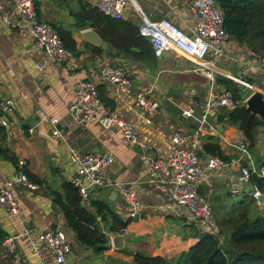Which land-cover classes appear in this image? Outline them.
Wrapping results in <instances>:
<instances>
[{"label":"crops","instance_id":"1","mask_svg":"<svg viewBox=\"0 0 264 264\" xmlns=\"http://www.w3.org/2000/svg\"><path fill=\"white\" fill-rule=\"evenodd\" d=\"M37 1L39 17L54 26L72 29L80 51L77 54L71 52L69 59L60 64L50 63L44 70H40L36 63L42 58L43 51L32 47L33 38L19 17L14 16L13 25H7L0 11V101L12 99L14 102L12 112L5 113L0 109L9 118L7 132L0 136V146H8L19 160L25 159L29 172L43 181L42 185L37 183L38 188L34 190L15 185L20 214L13 215L0 207V227L8 236L20 234L26 226L38 230L63 229L73 245L67 264H136L132 256L134 253L173 258L188 250L199 241V238L191 234L188 226L193 225L201 232L203 230L189 221L183 209L174 206L167 186L151 181L141 161L144 149L126 143L121 130L116 126L105 127L98 119L78 122L70 114L69 107L82 80L98 82L103 62L135 67L132 88L99 83L100 94L105 98L103 101L108 110L117 111L126 120L137 124L148 153L164 155L170 149L171 132L178 128L192 132L198 128L203 109L195 107L193 103L202 102L206 94L210 90L215 91L216 87L218 91L226 88L217 80L219 75L240 85L237 74L242 71V66L236 60L223 59L222 64L235 65L238 71L236 73L222 67L218 63L220 60L211 58L206 63L214 72V79H210L199 70L200 66L194 60L185 57L173 47L158 55L159 69L146 68L138 62L130 63L122 54L115 57L98 54L82 37V31L90 27L81 28L80 24H76L78 22L70 13L68 6H61L55 0ZM82 2L92 7L89 4L90 0ZM136 2L143 14L132 1L124 18L132 20L141 29L144 28L146 20L155 21L164 16L176 20L180 26L185 27L184 22L188 21L190 16L184 0H136ZM11 9V6L5 7V11ZM229 45L233 55L243 58L244 46L239 43L238 46ZM187 72L205 78L204 88L199 86V82L191 78L186 79L184 74ZM251 84L253 86L249 87V90H252L250 94H247L249 90L244 92L241 89L243 99L257 90L264 94L262 78L252 80ZM141 88H151L152 97L159 104V113L151 125L145 124L141 109L136 105V95ZM188 108L194 109L193 116L183 114ZM224 111H215L212 117L216 122L215 117L218 116L216 123L218 127L222 126L223 130L207 134L205 137L217 136L224 154L230 158L236 157L239 151L230 143L239 128L227 121L219 122V115ZM52 118L60 119L58 128L63 132L64 139L53 135ZM262 138L263 127L259 131L255 146L250 149L256 165H259L264 157ZM73 146L83 153L97 151L112 154L114 161L109 168L108 177L113 181L131 184L140 192L142 206L133 218L128 216L129 207L125 198L111 187L94 188L89 201L83 202L87 206L92 197L108 199L114 204L119 215L126 219L130 218L127 225L129 233L125 234L127 235L125 244L121 248H115L113 245L112 233H109L110 246L103 253L97 254L91 248L79 244L72 230L66 225L64 213L48 195L47 186L60 187L64 180L72 182L78 176L77 165L70 156V148ZM204 153V150L200 152V156L204 157ZM16 174L17 167L0 156V180L3 182L12 180ZM238 174L237 171L228 170L220 174H211L210 178L202 182L200 192L209 195L211 207L215 196L219 198V208L222 210L224 200H230L231 196L251 194L253 186L240 181ZM242 201L245 200L238 201L235 207ZM232 211V208L224 211L226 215L223 220L228 218ZM221 221L217 220L221 229L218 237L223 240L225 231L221 227ZM120 232L123 233L122 230ZM45 254L52 264H56L49 250H45ZM9 256L12 259H8ZM0 263L39 264L28 242L21 238L14 253L7 252L2 247Z\"/></svg>","mask_w":264,"mask_h":264},{"label":"built area","instance_id":"2","mask_svg":"<svg viewBox=\"0 0 264 264\" xmlns=\"http://www.w3.org/2000/svg\"><path fill=\"white\" fill-rule=\"evenodd\" d=\"M90 2V6L98 8L105 15L120 19L124 18L132 0H90ZM184 2L190 12L188 21L184 19L185 27L166 16L155 21H145L142 33L150 38L157 55H161L171 47L176 48L185 57L194 60L200 66L199 70L210 79H214V72L206 65L208 60L230 58L242 66L243 76L239 78V83L252 87V80L262 78L264 81V57L249 47L242 49L243 58L231 53L229 44L238 46L239 42L232 39L227 32L224 12L217 0H184ZM6 6H11V11H5ZM0 11L7 25H13L14 16L19 17L24 28L33 38L32 47L43 51L42 58L36 63L38 69L44 70L50 63L60 64L69 59L71 52L63 44L58 30L39 17L35 0H0ZM135 74L136 70L133 66L103 62L98 82L84 79L79 83L75 99L69 107L70 114L80 123L98 119L105 127H118L126 143L144 149L145 153L141 155V161L151 181L169 188L174 206L183 209L189 221L203 232L218 236L221 229L212 213L209 195L200 192L202 182L210 178L211 174L233 170L239 173L240 181L249 183L253 174L264 178V166L254 164L250 141L241 129L236 131L234 140L230 143L239 151L238 156L225 159L218 154L204 153V157H201L200 152L204 150L205 135L219 132L218 124L212 120L215 111H231L240 103L246 105L249 96L243 100H236L233 92L226 88L220 91L210 90L202 102L193 103L195 107L203 109L198 128L192 132L175 129L170 134V149L166 154L148 153L137 124L126 120L117 111L108 110L98 87L99 83H104L130 89L134 85ZM13 104L12 99L2 100L0 109L5 113L12 112ZM136 105L141 109L145 124H153L154 118L159 113V104L152 97L151 88H141L138 91ZM193 111V108H188L183 114L193 116ZM59 122V118L51 119L52 133L64 139L63 132L58 128ZM0 123L4 126L8 125V121L3 116L0 118ZM262 144L264 148V126ZM70 156L77 165L78 172L72 183L79 189L83 202L89 201L94 188L111 187L125 198L129 207L128 216L133 218L138 214L142 206L139 190L131 184L113 181L108 177L109 168L114 161L112 154L97 151L83 153L73 146L70 148ZM26 168L27 161L20 159L16 176L6 182L0 180V207L13 215L20 214L15 185L33 190L38 188V185L29 178ZM91 187L93 189L90 190ZM263 194L264 189L253 186L252 196L262 209L264 206L259 198ZM122 232L128 234V227H124ZM20 238L28 242L39 264H52L45 250L50 251L56 264H67L73 248L71 239L63 229L38 230L32 226H26L18 235L5 238L3 248L7 252L14 253Z\"/></svg>","mask_w":264,"mask_h":264},{"label":"trees","instance_id":"3","mask_svg":"<svg viewBox=\"0 0 264 264\" xmlns=\"http://www.w3.org/2000/svg\"><path fill=\"white\" fill-rule=\"evenodd\" d=\"M55 1L61 6H68L73 15L68 0ZM78 1L87 19L86 24L80 27L96 30L105 41L113 45L116 51L115 54H109L100 46L86 41L87 45L93 46L95 52L111 57L122 54L130 63L138 62L146 68L159 69V56L150 38L142 33L139 25L129 19L109 17L98 8L89 7L82 0ZM217 1L224 12L225 28L231 38L264 57V0ZM35 4L38 10L37 0ZM54 27L58 30L65 47L72 53H79L73 30L66 26ZM217 80L225 85L227 90L233 92L236 100L243 99L239 84L220 75ZM98 87L100 93L101 86ZM100 96L102 100L105 99L101 94ZM223 121L231 123L244 132L250 141L251 150L264 124L263 121L259 122L258 116L252 114L242 103L231 111L221 112L219 122ZM6 132L7 126L0 123V136ZM204 151L230 159L222 151L215 135L205 137ZM0 156L13 163L18 170L19 159L8 146H0ZM261 165L264 166V157L259 162V166ZM26 171L34 183L43 184V181L35 178L27 168ZM249 183L264 189V178L257 174L252 175ZM47 191L54 204L64 213L66 225L74 233L76 241L91 248L97 254L109 248V233L120 232L130 222V218L125 219L118 214L114 204L108 199L92 197L89 205H84L79 189L70 181L64 180L60 187L56 188L47 186ZM251 197L254 202H240L230 216L220 222L225 231L223 240L217 235L201 232L195 226L189 225V231L199 238V241L188 250L173 258L138 252L132 255L133 261L136 264H264V209L260 208L252 195ZM7 237L8 234L0 227V251Z\"/></svg>","mask_w":264,"mask_h":264},{"label":"water","instance_id":"4","mask_svg":"<svg viewBox=\"0 0 264 264\" xmlns=\"http://www.w3.org/2000/svg\"><path fill=\"white\" fill-rule=\"evenodd\" d=\"M70 3V6L73 10V15L76 18L77 22L84 26L87 22L85 13L83 12V10L80 7L79 1L78 0H68ZM134 1L135 5L137 6L138 10L141 12V14H143L142 10L140 9L139 5L137 4L136 0H132ZM82 37L84 40H86L87 42H90L93 45L96 46H100L102 49L106 50L109 54H115V48L113 47L112 44H109L107 41H105L100 35L99 33L92 29V28H87L85 30L82 31ZM237 76L239 78H241L243 76V72L240 71L238 72ZM240 89L244 90V92H247L249 90V86L244 84V83H240L239 85ZM246 106L247 109L252 113L258 116V121L264 122V94L263 92L257 90L254 91L248 98L246 101ZM0 114L4 117V119L6 121L9 122V118L7 115H4L2 111H0ZM215 121L218 122V116L215 117ZM219 130L222 131L223 127L219 126ZM93 189V187L90 188V190ZM259 200L261 201L262 205L264 206V194L260 196ZM125 234L121 233V232H115L113 237H112V241H113V245L115 246V248H121L123 247V245L125 244V239H126Z\"/></svg>","mask_w":264,"mask_h":264},{"label":"rangeland","instance_id":"5","mask_svg":"<svg viewBox=\"0 0 264 264\" xmlns=\"http://www.w3.org/2000/svg\"><path fill=\"white\" fill-rule=\"evenodd\" d=\"M264 54V53H263ZM222 61H223V59H221L218 63L219 64H221L222 65V67H225V68H229V69H231L232 71H234V72H238V71H236V68H235V65H230V64H226V63H223L222 64ZM184 77L186 78V79H189V78H191V80H193V81H196V82H199V86L202 88H204V83H205V78H203V77H200V76H196L195 74H193V73H189V72H187L186 74H184ZM192 85V84H191ZM193 86V85H192ZM258 87H260V88H262L261 86H258ZM188 90H190V88H187ZM215 91H218V88L216 87L215 88ZM260 91V90H259ZM252 92V90H249L248 91V93L247 94H250ZM250 190H251V187H249V192H250ZM205 190L203 189V192H204ZM252 191H253V188H252V190H251V194H243V196H241V195H239V196H231V198H230V200H224V206L222 207V210H220V208H219V203H220V201H219V198H217L216 196L215 197H213V200H212V208H213V211H212V213H213V215H214V218L215 219H217L218 221H221V220H223V218L225 217V215L226 214H224L223 212L224 211H228L229 209H231L232 208V210H234L236 207L235 206H237V202L238 201H240V200H245L246 202H254L253 201V199H252V197H251V195H252ZM241 196V197H240ZM216 220V221H217ZM69 236V235H68ZM8 259H12V257L11 256H9V257H7Z\"/></svg>","mask_w":264,"mask_h":264}]
</instances>
